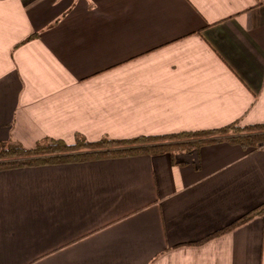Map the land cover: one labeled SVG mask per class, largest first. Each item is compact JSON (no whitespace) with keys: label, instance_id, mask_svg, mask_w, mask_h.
Instances as JSON below:
<instances>
[{"label":"crops","instance_id":"crops-1","mask_svg":"<svg viewBox=\"0 0 264 264\" xmlns=\"http://www.w3.org/2000/svg\"><path fill=\"white\" fill-rule=\"evenodd\" d=\"M264 123V0H0V147ZM264 145L0 170V264H264Z\"/></svg>","mask_w":264,"mask_h":264},{"label":"trees","instance_id":"trees-1","mask_svg":"<svg viewBox=\"0 0 264 264\" xmlns=\"http://www.w3.org/2000/svg\"><path fill=\"white\" fill-rule=\"evenodd\" d=\"M218 141H229L246 149L261 147L264 145V123L241 126L233 122L215 129L139 135L130 139L103 137L99 140L89 141L78 134L72 143L60 139L45 138L30 149L15 141H7L0 147V170L125 158L138 154H171L174 151L191 150ZM262 212H264V205L207 237L206 240L228 232Z\"/></svg>","mask_w":264,"mask_h":264}]
</instances>
